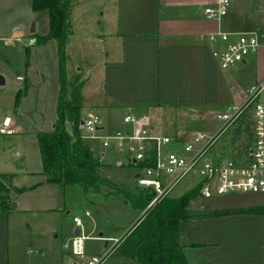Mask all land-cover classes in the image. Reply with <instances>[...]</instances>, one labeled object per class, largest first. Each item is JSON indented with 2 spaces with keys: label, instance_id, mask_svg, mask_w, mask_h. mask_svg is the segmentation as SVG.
I'll use <instances>...</instances> for the list:
<instances>
[{
  "label": "crops",
  "instance_id": "obj_1",
  "mask_svg": "<svg viewBox=\"0 0 264 264\" xmlns=\"http://www.w3.org/2000/svg\"><path fill=\"white\" fill-rule=\"evenodd\" d=\"M31 1L0 0V38H6L7 44L20 37L28 40L24 74L15 77L16 92L25 83L26 93L12 118L13 133L0 136V174L13 175L16 188L32 187L14 198L16 208L11 212H0V264H6L8 216L17 212H58L51 201H42L40 197H52L55 202L60 195H57V188L63 189L46 184L41 174L36 133L51 132L54 128L60 92L59 56L55 42L35 45L33 35L42 36L48 32V16L34 13ZM261 1L233 0L227 15L216 21L204 15V10L214 6L216 0H73L70 35L73 36L71 30H76L79 17H87L95 28V34L89 33L104 48V60L98 63L101 86H97L101 96L94 99V104L82 106L80 116L98 114L103 122L101 134H105L121 128L117 120L120 115L114 112L122 111V117L128 112L149 115L154 110L197 113L200 118L213 121L218 111L242 105L248 100L247 91L250 93L258 85H264V39L257 52L243 63L221 70L213 51L222 45L208 43L207 36L222 30L230 34L261 31L257 34L264 37V10H247V6L260 5ZM260 91L257 89L258 96ZM261 92L264 96V90ZM257 99L254 104L264 107V97L262 104L257 103ZM29 100L35 102L32 118L38 115V120H32L34 126L20 120L31 114L24 105ZM98 111L102 115L108 113V121L104 122ZM42 113L48 116L43 124L39 119ZM115 120L118 121L116 127ZM66 131L70 133L69 125ZM84 142L100 165H107L102 162L106 151L100 143ZM112 153L116 166L131 167L122 155L113 150ZM31 176H36L37 180L29 186L16 182ZM253 195L260 196L259 200L249 199L238 204H231V198L209 203L213 198L227 195L200 199L205 211H259L198 219L192 223L181 221L177 243L186 264H264V195ZM30 205L35 209L28 208ZM70 239L63 245L65 252L56 256L59 264L77 261L66 249Z\"/></svg>",
  "mask_w": 264,
  "mask_h": 264
},
{
  "label": "rangeland",
  "instance_id": "obj_2",
  "mask_svg": "<svg viewBox=\"0 0 264 264\" xmlns=\"http://www.w3.org/2000/svg\"><path fill=\"white\" fill-rule=\"evenodd\" d=\"M263 1H261L260 5L251 4L247 6V10L263 11ZM15 18L21 19V17ZM79 20L76 30L74 32L71 30L73 36L69 35L66 41L67 63L65 76L67 91L70 93L72 88L78 89L82 107L94 104L93 102L101 96V89L99 90L97 86L101 84L98 63L102 59L104 60V48L97 40H93L94 38L89 33L95 34V28L90 23L92 20L89 21L87 17H79ZM257 32L262 33L261 31ZM86 35H88V38L84 37ZM27 44V38L20 37V40H13L9 44H7L6 38H0V77L3 79V84L0 85V120L7 115L12 122L13 115L17 113L16 108L13 107L14 94L18 88L15 77L16 75L24 74ZM46 68H49L48 61ZM262 86L263 89H261ZM257 89L264 90V85H258L250 93L247 91L245 97L249 99ZM261 91L259 96L256 95L258 98L256 101L260 104L263 103L264 97ZM24 105L29 112L31 111V114L26 117H20V120H23L25 125L29 123L34 126L32 120L38 117L37 115L32 118V112L36 109L34 108L35 102L29 100ZM250 111L251 109L247 112L245 118H242L248 123L251 119ZM98 113L104 117V122L109 118L107 117L108 113L105 115H102L100 111ZM114 114L120 115L117 120L121 124L123 112H114ZM148 116L151 120L152 133L158 135L174 136L186 132L211 133L219 126L218 123L205 119L206 117L200 118L197 113L177 114L169 111L159 112L154 110ZM39 119L43 124L44 121L48 120V116L42 113ZM117 120H115L114 127L118 125ZM238 120L241 122L240 118ZM233 129L234 126L220 136L213 148L214 155L222 152L225 147L231 144L234 136ZM241 141L243 140L238 142ZM238 142L234 143L232 149L238 145ZM105 151V157L102 162H106L107 165L102 164L100 167V176L108 181L107 187H101L97 192L79 185H68L63 187V189L57 188V195L60 194L57 201L53 202L52 197L45 198L43 196L40 197V200L51 201V205L55 206L58 212H17L8 216L6 264H59L56 256L58 253L65 252L63 245L71 238L75 230H79V227L72 221L74 217L81 219L82 235L88 238L84 242L85 254H102L106 249L112 247L114 241H118L107 253L105 264H133L131 260L124 258L121 251L122 242L126 232L137 219L145 214L147 207L141 210L131 207L137 204L133 197L139 196V191L142 190L135 184V171L131 167L116 166V158L113 156L112 150L106 149ZM36 180V176H31L16 182H19L18 184L21 186H29ZM196 183L197 180L193 175L187 176L158 201H177L181 196L196 188L197 186H194ZM121 190L126 191L129 196L125 198L117 194ZM10 193L13 201L18 194ZM5 195V192L0 193V205L4 197H6ZM259 197L253 194H228L223 198H213L209 200V203L218 200H228V198L233 199L230 202L231 204H238V202H245L249 199L255 202L259 200ZM12 201L8 212L12 211L11 204L15 203ZM195 207L196 204L191 207V212L195 213L198 211ZM28 208L35 209L32 205ZM61 208L63 209L61 210ZM86 212L89 214L88 217H85Z\"/></svg>",
  "mask_w": 264,
  "mask_h": 264
},
{
  "label": "built area",
  "instance_id": "obj_3",
  "mask_svg": "<svg viewBox=\"0 0 264 264\" xmlns=\"http://www.w3.org/2000/svg\"><path fill=\"white\" fill-rule=\"evenodd\" d=\"M233 0H216L212 7L204 10L205 18L219 21L225 17ZM261 37L256 32L230 34L222 30L210 33L208 43L218 44L213 57L221 70L230 69L254 55L260 47ZM263 89V86L261 87ZM260 90V89H259ZM255 91L242 105L218 112L213 122L219 124L213 132H186L174 136L152 133L151 120L147 114L128 112L122 117L121 128L101 134L103 122L93 113L80 116L79 131L83 140H94L102 149L119 153L135 171V184L142 190L154 194L147 206L149 209L162 196L171 191L187 176L197 180L200 199L228 194L264 195V107L255 105ZM251 108L248 148L242 157H234L231 150L213 154V148L221 135ZM13 133L10 117L0 120V136ZM164 177V178H163ZM89 214L86 212L85 217ZM79 227L78 236L72 235L66 249L77 261L72 264H105L107 253L118 242L102 254L88 256L83 243L82 222L72 219Z\"/></svg>",
  "mask_w": 264,
  "mask_h": 264
},
{
  "label": "trees",
  "instance_id": "obj_4",
  "mask_svg": "<svg viewBox=\"0 0 264 264\" xmlns=\"http://www.w3.org/2000/svg\"><path fill=\"white\" fill-rule=\"evenodd\" d=\"M73 0H32L34 13H46L48 16V32L45 35H33L35 45H45L55 42L58 46L60 92L56 106L54 128L51 132H37L36 142L41 160L42 176L46 184L65 187L79 185L99 191L107 187L108 181L100 176V162L95 158L89 147L81 138L79 131L81 102L78 89H66V52L65 46L70 35V10ZM26 93L24 83L13 98L16 108ZM252 108L250 105L244 114L236 121L231 144L224 148L232 151L234 157H242L248 148L250 122H245V115ZM237 124V126H235ZM69 125L70 133L66 131ZM232 126V127H233ZM236 128V129H235ZM239 140H243L238 142ZM238 145L232 149L234 143ZM13 175L0 174V193L6 197L0 205V212L7 213L10 208V192L21 194L31 188H16L12 183ZM6 184V185H5ZM120 194L127 198L124 190ZM154 194L139 191V196L133 197L137 202L131 206L136 210L146 208L153 200ZM196 204L197 212H191ZM132 205V204H131ZM200 202L199 188L181 196L177 201H156L137 219L126 232L121 251L127 260L133 264H186L180 246L177 243V229L181 221L192 223L198 219L217 218L228 215L254 214L257 209L215 210L205 211Z\"/></svg>",
  "mask_w": 264,
  "mask_h": 264
},
{
  "label": "water",
  "instance_id": "obj_5",
  "mask_svg": "<svg viewBox=\"0 0 264 264\" xmlns=\"http://www.w3.org/2000/svg\"><path fill=\"white\" fill-rule=\"evenodd\" d=\"M2 84H3V79H2V77H0V85H2ZM11 207L12 208H15L16 207V204L15 203H12L11 204ZM78 234H79V231L76 230L75 233H74V235L78 236Z\"/></svg>",
  "mask_w": 264,
  "mask_h": 264
}]
</instances>
